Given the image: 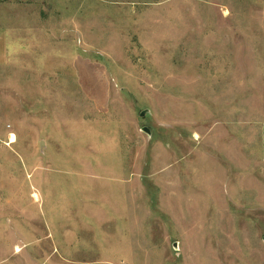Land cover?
<instances>
[{
	"label": "rangeland",
	"instance_id": "rangeland-1",
	"mask_svg": "<svg viewBox=\"0 0 264 264\" xmlns=\"http://www.w3.org/2000/svg\"><path fill=\"white\" fill-rule=\"evenodd\" d=\"M0 28V264H264V0H0Z\"/></svg>",
	"mask_w": 264,
	"mask_h": 264
},
{
	"label": "crops",
	"instance_id": "crops-1",
	"mask_svg": "<svg viewBox=\"0 0 264 264\" xmlns=\"http://www.w3.org/2000/svg\"><path fill=\"white\" fill-rule=\"evenodd\" d=\"M8 36V32L6 30L3 31V29L0 28V63L6 62L8 57V52L10 50V40L8 39Z\"/></svg>",
	"mask_w": 264,
	"mask_h": 264
},
{
	"label": "water",
	"instance_id": "water-1",
	"mask_svg": "<svg viewBox=\"0 0 264 264\" xmlns=\"http://www.w3.org/2000/svg\"><path fill=\"white\" fill-rule=\"evenodd\" d=\"M145 114H146V112L144 111V112H142L141 115L144 116ZM143 131L146 132L147 134H150V131L147 128H144ZM178 245H179L178 243H175V245H174L175 250L178 249Z\"/></svg>",
	"mask_w": 264,
	"mask_h": 264
}]
</instances>
